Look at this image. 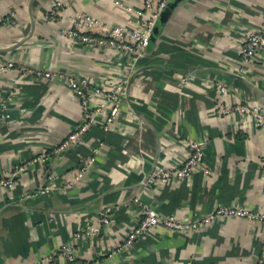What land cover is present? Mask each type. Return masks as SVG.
I'll return each instance as SVG.
<instances>
[{
    "label": "crops",
    "instance_id": "1",
    "mask_svg": "<svg viewBox=\"0 0 264 264\" xmlns=\"http://www.w3.org/2000/svg\"><path fill=\"white\" fill-rule=\"evenodd\" d=\"M56 1L0 0V63L14 64L0 76V179L22 168L0 186V264H35L65 244L77 256L67 264H255L264 225L236 217L186 233L158 226L119 246L142 217L138 195L186 220L220 206L264 211V131L248 116L216 111L219 102L264 108V46L249 63L240 55L264 22V0L182 1L133 69L125 52L79 44L63 30L76 13L133 27L116 2L136 0H68L50 22ZM32 69L104 86L126 78L121 111L108 130L105 112L92 114L78 142L59 149L83 120L81 102L65 79L35 78ZM100 100L90 98L91 110ZM190 140L204 142L202 168L146 188L154 165L181 163ZM90 157L78 178L80 159ZM106 210L109 223L99 226Z\"/></svg>",
    "mask_w": 264,
    "mask_h": 264
},
{
    "label": "built area",
    "instance_id": "2",
    "mask_svg": "<svg viewBox=\"0 0 264 264\" xmlns=\"http://www.w3.org/2000/svg\"><path fill=\"white\" fill-rule=\"evenodd\" d=\"M68 0H57L53 3L47 12L46 19L54 22L59 8ZM168 3V0H136L134 2H116V5L122 7L129 15L134 16L135 21L133 27H126L122 24L109 26L103 21L87 13H76L69 20V24L63 30L64 35L79 44H87L89 46L109 48L112 50H121L130 56V68L137 65V61L146 56L152 31L155 24ZM264 46V22L258 27L249 31L241 46L240 55L241 62L249 63L258 54L259 50ZM12 62L0 63V76L13 68ZM136 68V67H135ZM26 71V70H25ZM35 78L42 80L50 78H63L66 81L69 89L79 97L81 102L83 120L78 128L69 133L67 137L60 142L57 148L64 149L73 146L78 142L80 135L86 131L92 122V114L105 112L103 127L108 130L113 123V120L121 111L122 95L126 92L127 79H118L111 81L108 86L96 84L89 76H84L76 79L71 75L62 74L51 70L32 69L27 70ZM218 87L222 92H225V87L218 83ZM100 96L94 108H90V98ZM94 105V104H93ZM218 114H228L233 111L241 115L248 116L254 121V125L264 131V108L259 105H251L245 103H237L233 107L227 103L219 102L217 105ZM203 141H187V156L181 163L170 166L156 164L151 172L147 174L143 181L146 188L154 186H163L170 180L184 179L190 176L196 169L203 166ZM44 158L41 154L38 159ZM81 166L77 177L82 176V172L86 167L93 162V158L80 159ZM25 167V166H24ZM22 168L12 174H6L5 178L0 179L1 187H10L12 185V177H14ZM205 173L209 174L208 170ZM135 204L140 207L142 217L139 223L132 227L127 233L124 242L119 249H127L141 234L152 232L156 227L162 226L175 232H190L200 230L207 224H210L217 217H236L255 221L264 225V211H251L247 208L237 206H220L215 208L201 218L183 219L177 215L164 216L157 209L144 203L141 200V195L134 199ZM109 210V208H107ZM108 210L99 219V226L109 223ZM99 226L86 230H78L73 234L74 239H81L94 235L99 231ZM262 251L255 264H264V240ZM74 248L71 244H65L58 247L52 253L41 257L35 264H67L76 260ZM192 264V263H187Z\"/></svg>",
    "mask_w": 264,
    "mask_h": 264
},
{
    "label": "water",
    "instance_id": "3",
    "mask_svg": "<svg viewBox=\"0 0 264 264\" xmlns=\"http://www.w3.org/2000/svg\"><path fill=\"white\" fill-rule=\"evenodd\" d=\"M184 0H169L164 9L162 10L155 27L152 31V35L150 38V42L153 41L156 37V35L161 31L163 25L167 21L169 15L173 12L174 8L177 7L178 4H180Z\"/></svg>",
    "mask_w": 264,
    "mask_h": 264
}]
</instances>
